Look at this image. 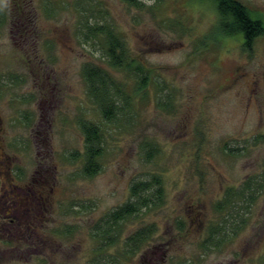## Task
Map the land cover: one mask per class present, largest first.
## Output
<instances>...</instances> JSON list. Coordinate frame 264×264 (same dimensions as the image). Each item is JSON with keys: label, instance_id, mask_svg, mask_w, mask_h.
<instances>
[{"label": "rangeland", "instance_id": "obj_1", "mask_svg": "<svg viewBox=\"0 0 264 264\" xmlns=\"http://www.w3.org/2000/svg\"><path fill=\"white\" fill-rule=\"evenodd\" d=\"M138 1L0 0V169L37 198L21 222L5 224L0 211V264H264V188L252 206L216 210L229 189L263 180L264 36L249 51L241 36L218 40L212 0ZM238 1L264 21V0ZM86 24H109L153 72L129 118L105 126L93 178L81 173L80 123L103 120L82 71L111 68L104 37H86ZM111 73L134 95L137 79ZM148 142L158 149L151 162ZM153 175L161 206L124 222L100 251L95 226ZM222 223L218 246H204ZM149 227L125 255V241Z\"/></svg>", "mask_w": 264, "mask_h": 264}, {"label": "trees", "instance_id": "obj_2", "mask_svg": "<svg viewBox=\"0 0 264 264\" xmlns=\"http://www.w3.org/2000/svg\"><path fill=\"white\" fill-rule=\"evenodd\" d=\"M123 1L134 6L142 5L138 0ZM212 1L220 15V21L213 34L218 37V40L224 37L241 36L243 47L249 51L253 48L256 40L264 36V21L257 18L247 6L238 0ZM85 28L88 30V33L85 34L88 38L104 37L107 64H109L111 70L125 72L138 81L135 93L131 96L127 94L128 92L123 83L115 79L111 70L91 63H87L83 67L82 76L87 84L89 97L98 107L103 120L102 125L86 120L80 123L85 140L81 173L85 178H93L102 171L101 160L106 152L105 126H115L122 119L129 118L132 113L131 108L135 103L134 99L148 88L153 72L152 69L145 66L130 53L125 40L109 24L95 26L86 24ZM143 96L145 97L146 93ZM161 106L168 108L169 103L163 102ZM256 139L257 141L264 142V136H259ZM144 149L146 160L151 162L157 155L158 149L149 142L145 145ZM73 157H76L75 154ZM261 178L263 180L259 183L256 182L258 181L257 179H249L241 189H229L224 199L217 203V212L228 213L230 208L238 201H245L251 206L254 205L259 196L256 190L264 188V175ZM163 198L164 187L161 176L153 175L149 180L135 182L131 186L129 201L107 214L95 226L93 237L100 243V251L117 244L118 230L124 222L146 211L158 208L161 206ZM226 222L228 221L224 218V224ZM224 224L222 223L219 227L213 226L211 228L209 237L206 243L203 244L204 246H208L209 244L218 246L219 242L215 237L219 231L224 229ZM153 232L154 228L149 227L129 237L125 241V255H135Z\"/></svg>", "mask_w": 264, "mask_h": 264}, {"label": "flooded vegetation", "instance_id": "obj_3", "mask_svg": "<svg viewBox=\"0 0 264 264\" xmlns=\"http://www.w3.org/2000/svg\"><path fill=\"white\" fill-rule=\"evenodd\" d=\"M2 122L0 120V128ZM6 158L3 156L1 159ZM30 195L33 197L31 198ZM36 192L32 189L25 190L24 188L14 185L9 171L5 168L0 169V211H3V218L7 223L14 224L21 222V218L26 216L29 211V206L36 203Z\"/></svg>", "mask_w": 264, "mask_h": 264}]
</instances>
